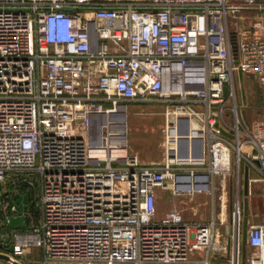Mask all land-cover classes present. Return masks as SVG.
<instances>
[{"label":"built area","instance_id":"2783aa9c","mask_svg":"<svg viewBox=\"0 0 264 264\" xmlns=\"http://www.w3.org/2000/svg\"><path fill=\"white\" fill-rule=\"evenodd\" d=\"M246 8L264 2L0 0V187L11 186L0 209L13 238L0 241L13 245L0 264L22 262L30 241L42 264H167L197 249L202 263L228 249L240 264L237 193L224 232L225 177L235 171L237 191L244 163L264 180V114L245 128L234 82L247 73L264 87V20L234 28L237 61L227 21ZM129 102L163 104L161 160L128 150ZM185 117L187 148L201 138L200 156L183 155ZM14 186L35 189V215L12 202ZM162 188L208 193L209 219L190 222L175 206L159 217ZM18 214L24 225L9 226ZM246 243L243 264H264V220L247 225Z\"/></svg>","mask_w":264,"mask_h":264},{"label":"rangeland","instance_id":"374dc122","mask_svg":"<svg viewBox=\"0 0 264 264\" xmlns=\"http://www.w3.org/2000/svg\"><path fill=\"white\" fill-rule=\"evenodd\" d=\"M235 89H236V101L241 110L244 111L243 122L245 128H251L253 123L264 114V87L260 85L257 80L249 75H244L242 78L235 75ZM163 109L162 103L157 102H136L127 104L126 112V142L128 147L134 146L140 152V156L143 158H158L161 157L160 151L152 143L154 138L152 135L145 133H154L155 135L162 132L163 127ZM155 137V136H154ZM131 152V151H130ZM134 153V152H132ZM138 156V155H137ZM139 158V157H138ZM252 174H255L252 171ZM225 196H226V221L231 222L232 220V202L234 200V194L236 193V182L234 172L228 174L225 177ZM239 196L242 197V175L239 180ZM8 182L4 183L0 188L10 189ZM161 193L156 197V210L157 215L160 217L163 213L172 206L181 209L185 218L195 217L200 220H204V210L208 209L210 203V197L206 192L205 195L193 196L189 195H174L171 194L169 189L162 188ZM2 192V190H1ZM35 189L32 190L29 187L23 190L17 189L14 186L12 191V202L21 211L32 209V215H35V205L33 206V196ZM169 195V198H168ZM32 197V199H31ZM191 197V198H190ZM204 200L206 204L204 205ZM33 201V202H32ZM191 204L200 205L199 211L196 215L193 214L190 206ZM0 209V241H13L11 236H3V232L6 229V224L3 218V214ZM203 215L202 218H199ZM0 250H4L3 244L0 243ZM23 254L19 257L24 264H42L41 262V249L34 242L30 241L29 244L23 246ZM48 264H85L82 262L78 263H65L60 261H51ZM90 264H102L99 262H91ZM117 264H133V263H117ZM146 264V263H143ZM163 264V263H159Z\"/></svg>","mask_w":264,"mask_h":264},{"label":"crops","instance_id":"0c3cea01","mask_svg":"<svg viewBox=\"0 0 264 264\" xmlns=\"http://www.w3.org/2000/svg\"><path fill=\"white\" fill-rule=\"evenodd\" d=\"M260 1L264 2V0H260ZM257 17H263V20H264V8H246V9H243L242 11H240L237 14L229 15L227 21H228L229 28L231 30H234V28H236L237 26H239L241 24L248 25L253 19H255ZM237 75L242 78V76L249 75V74L238 73ZM249 76H251V75H249ZM235 91H236V89H235ZM240 111L243 115L244 111L241 109H240ZM145 134L152 135V137L154 138V140H152V143L155 147H157L159 149L160 154H162L161 157L159 156L158 158H143L140 156L139 150L137 148H135L134 146H131L130 148L128 147V150L131 152H134L136 155H138L139 160L141 162L148 163V162L161 160L163 157V153H164V151H163V133H158V135L157 134L155 135L154 133H145ZM182 144H184L185 147L188 146V143L186 144L184 141H182ZM127 146H128V144H127ZM244 166H245V164L241 163L240 167H239L238 184H237L236 193H237V197H238V201H239L240 209H241V225H242V219L244 216L243 202H244L245 197L247 199V208H246L247 215L246 216H247V225H248L249 223H258V222H262L264 220V180L261 179V176L259 175V173L257 171L248 168L247 193H244V191H243L242 197L240 199V196H239V185H240L239 180H240V175H242V190H243ZM252 171L255 174H252ZM233 172H234V176H235V171H233ZM235 182H236V177H235ZM9 185H10V183H9ZM161 192H162L161 189H157L156 197ZM169 192L171 193V191H169ZM236 193L234 194V198L236 196ZM171 194H173V193H171ZM202 194L205 195L204 192H200V193H195L191 197L193 198V196H195V195L201 196ZM208 196H209V194H208ZM168 198H169V195H168ZM203 203L205 205L206 200H204ZM190 208H191L193 214L196 215L197 211H199V209H200V205L198 206L195 204H191ZM202 210H204V212H203L204 213L203 215L205 217L204 220H200V219L195 218V217L185 218L184 215H183V217L190 222H204V221L208 220L210 217V212H211L210 211V203H209V208L207 210L206 209H202ZM203 215H200L199 218H202ZM226 224H228V232L231 231L232 230L231 222H228ZM225 225H224V232H225ZM221 242L228 243L227 236L222 237ZM240 246H241V241H240ZM252 250H253V248L249 247L246 243L247 254L249 251H252ZM203 254H204L203 250L197 249V250H194L190 254L188 261L172 262V263H167V264H205V263L201 262ZM146 264H159V263H146ZM208 264H233L231 252H229L228 249H223L220 252L212 254L210 257V263H208ZM240 264H243V261L241 259V255H240Z\"/></svg>","mask_w":264,"mask_h":264},{"label":"water","instance_id":"95a60500","mask_svg":"<svg viewBox=\"0 0 264 264\" xmlns=\"http://www.w3.org/2000/svg\"><path fill=\"white\" fill-rule=\"evenodd\" d=\"M231 45H232V52H233V57L234 61H237L238 59V52H237V38H236V33L234 30H231ZM227 90V82H223V93L225 94ZM189 130V124H188V118L185 117V124L184 126L180 129V133H182L181 136V141H184L186 144L189 143V137L187 136ZM222 131L228 135L232 136L231 133L225 131L222 129ZM196 143L195 149H193L191 152H189L188 148L183 152V155L187 156L191 154L192 156H200L203 154V140L201 138H193L191 139ZM247 186H248V167L247 165L244 166V180H243V191L244 193H247ZM247 199L246 197L244 198L243 202V219H242V230H241V259L242 261H245L246 258V230H247ZM24 215L23 214H18V215H11L8 218V224L11 227H17V226H23L24 221H23ZM225 233H228V224L225 225ZM5 251L11 252L13 250V245L12 244H6L4 247ZM0 259H9V255L6 252H0ZM14 264H24L18 260H13Z\"/></svg>","mask_w":264,"mask_h":264},{"label":"bare ground","instance_id":"6f19581e","mask_svg":"<svg viewBox=\"0 0 264 264\" xmlns=\"http://www.w3.org/2000/svg\"><path fill=\"white\" fill-rule=\"evenodd\" d=\"M116 130H120V128H116ZM118 132H120V131H118ZM191 157H192V155H191ZM85 264H89V263H85Z\"/></svg>","mask_w":264,"mask_h":264}]
</instances>
